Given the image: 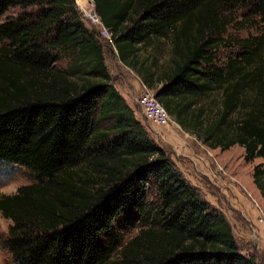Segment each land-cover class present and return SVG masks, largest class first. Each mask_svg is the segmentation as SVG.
<instances>
[{"label": "trees", "instance_id": "obj_1", "mask_svg": "<svg viewBox=\"0 0 264 264\" xmlns=\"http://www.w3.org/2000/svg\"><path fill=\"white\" fill-rule=\"evenodd\" d=\"M93 3L119 60L145 87L160 83L154 96L180 125L186 115L199 124L203 108H188L219 91L201 139L241 146L245 162L260 158L251 177L264 198V0ZM12 7L35 10L3 18ZM233 25L256 30L224 36ZM164 38L171 64L152 79L132 58L138 45ZM222 45L234 50L221 63ZM64 56L67 69L55 68ZM0 163L33 178L0 194L10 220L0 245L11 264H257L117 91L73 0H0ZM127 213L139 228L120 243L110 231Z\"/></svg>", "mask_w": 264, "mask_h": 264}, {"label": "rangeland", "instance_id": "obj_2", "mask_svg": "<svg viewBox=\"0 0 264 264\" xmlns=\"http://www.w3.org/2000/svg\"><path fill=\"white\" fill-rule=\"evenodd\" d=\"M34 10V7L25 9L12 7L8 8L2 17L13 18L22 11L30 13ZM255 30L249 26L239 28L233 25L226 28L224 36L245 37L254 33ZM93 32L102 46L104 63L113 85L127 104L133 107L134 97L143 89L141 74L136 68L119 60L111 39L101 37L94 30ZM232 47L220 46L216 51L217 61L222 63L234 50ZM171 57V43L169 39L164 38L153 39L151 42L138 45L132 59L137 63L136 67L141 64L142 72L151 73L154 79L168 69ZM70 61V57L64 56L54 62L53 66L59 70H66ZM73 74L76 75L75 71L72 72ZM77 75H80L78 71ZM159 86L160 83L154 79L151 87L146 88L154 95ZM219 101L218 90H211L204 96L196 98L187 112L195 113L197 108L202 107V113L198 117L200 123H196L195 119L186 115V119H189V125L186 127L180 125L173 115L171 118L176 125H170V127L154 126L145 122L139 114L135 116L142 122L154 142L165 150L189 183L198 189L211 207L224 215L240 252L252 253L257 264H264V227L256 221L257 210L253 205L255 201L264 216V198L259 194L251 177L252 167L260 161V158L245 162L242 158L241 146L233 144L221 150L219 147H208L201 139L203 129L217 117ZM237 115L238 112H234L231 117L235 118ZM31 181H33L32 175L24 167L0 163V194L13 193L17 186ZM123 218L122 221L114 224L110 231L113 236L118 237L120 243L135 235L139 228V220L133 214L127 213ZM9 223V219L0 215V243ZM0 264H11L8 253L1 245Z\"/></svg>", "mask_w": 264, "mask_h": 264}, {"label": "built area", "instance_id": "obj_3", "mask_svg": "<svg viewBox=\"0 0 264 264\" xmlns=\"http://www.w3.org/2000/svg\"><path fill=\"white\" fill-rule=\"evenodd\" d=\"M73 4L83 23L101 37L110 40V32L103 26L99 15L95 12L93 0H73ZM142 87V92L134 97V113L139 114L145 122L154 126L176 125L153 93L144 85ZM253 205L257 210L256 221L264 227L263 213L255 201H253Z\"/></svg>", "mask_w": 264, "mask_h": 264}, {"label": "crops", "instance_id": "obj_4", "mask_svg": "<svg viewBox=\"0 0 264 264\" xmlns=\"http://www.w3.org/2000/svg\"><path fill=\"white\" fill-rule=\"evenodd\" d=\"M168 127H170V126H168Z\"/></svg>", "mask_w": 264, "mask_h": 264}]
</instances>
